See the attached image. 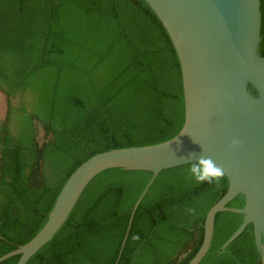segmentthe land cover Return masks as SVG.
Wrapping results in <instances>:
<instances>
[{
    "label": "trees",
    "instance_id": "16d2710c",
    "mask_svg": "<svg viewBox=\"0 0 264 264\" xmlns=\"http://www.w3.org/2000/svg\"><path fill=\"white\" fill-rule=\"evenodd\" d=\"M260 4L258 54L264 57V0ZM0 91L6 97L0 122V257L43 228L81 164L109 150L162 143L184 124L179 60L143 0H0ZM187 168L156 177L122 251L133 205L152 174L102 172L26 264H189L201 247L206 214L226 193L228 180L224 176L219 188L197 185ZM243 206L241 195L228 204ZM242 219L230 212L216 215L200 264H261L252 225L221 251Z\"/></svg>",
    "mask_w": 264,
    "mask_h": 264
},
{
    "label": "water",
    "instance_id": "95a60500",
    "mask_svg": "<svg viewBox=\"0 0 264 264\" xmlns=\"http://www.w3.org/2000/svg\"><path fill=\"white\" fill-rule=\"evenodd\" d=\"M166 29L181 69L184 124L162 143L113 149L81 164L61 189L43 228L25 245L0 257H19L26 264L65 224L89 183L110 169L152 174L133 205L134 214L156 177L188 165L199 155L211 157L224 170L228 189L207 212L203 241L189 264L207 255L216 215H241L242 223L221 247L224 251L248 225L264 264V57L258 54L260 0H143ZM251 86L257 95L249 90ZM238 141V147H230ZM243 196L241 209L228 204ZM121 254V252H120ZM120 254L118 260L120 258Z\"/></svg>",
    "mask_w": 264,
    "mask_h": 264
},
{
    "label": "clouds",
    "instance_id": "9594fccd",
    "mask_svg": "<svg viewBox=\"0 0 264 264\" xmlns=\"http://www.w3.org/2000/svg\"><path fill=\"white\" fill-rule=\"evenodd\" d=\"M239 142L233 141L230 147H238ZM188 178L195 184H208L216 188L220 187L221 181L224 178V170L218 166L211 157L199 155L188 164ZM189 215H195L196 209L189 208L186 210Z\"/></svg>",
    "mask_w": 264,
    "mask_h": 264
},
{
    "label": "rangeland",
    "instance_id": "374dc122",
    "mask_svg": "<svg viewBox=\"0 0 264 264\" xmlns=\"http://www.w3.org/2000/svg\"><path fill=\"white\" fill-rule=\"evenodd\" d=\"M6 115V97L0 91V122H2Z\"/></svg>",
    "mask_w": 264,
    "mask_h": 264
}]
</instances>
